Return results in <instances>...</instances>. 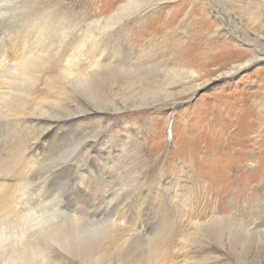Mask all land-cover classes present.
<instances>
[{
  "label": "rangeland",
  "instance_id": "374dc122",
  "mask_svg": "<svg viewBox=\"0 0 264 264\" xmlns=\"http://www.w3.org/2000/svg\"><path fill=\"white\" fill-rule=\"evenodd\" d=\"M126 2L0 0V70L8 63L2 61L4 55L14 59L18 52L26 48L29 50L32 46L22 42L25 37L20 30L21 25L42 21L41 25L79 27L104 18ZM153 2H162V9L149 15V26H146L149 32L143 33V37L138 36L141 28H137L135 22L130 26L133 33L131 42L133 49H136L134 52H148L162 64L183 63L185 67L195 69L196 76L168 84L170 94L164 92L163 85L161 88L155 86L157 91L148 97L145 95L151 89H146V92L142 88L131 89L124 86L122 80L109 79L106 82L105 100L130 108L127 112L133 115L130 118L131 137L126 141L121 120L112 119L114 130L112 134L108 132L106 139L114 136L119 140L117 149L125 148L124 165L119 168L116 167L118 165H110L112 172L107 170L105 184L86 175L84 183L89 189L99 188L95 191L97 193L113 189V198L116 194L130 198L121 199L120 204H100L89 190L85 202H77L69 194L73 193L76 171L79 170L77 164L50 175L47 173V182L55 183L52 192L64 195L63 202L70 211H77L80 206L82 212L99 214L106 222L110 220L111 224L114 219L111 216L120 208L128 227L137 226L148 232L142 235L140 232L121 230L125 228H113L110 239L107 237L104 240L100 252L92 255L95 258L105 254L102 264H264V233L249 234L244 226L239 227L253 222L256 211L259 212L258 225L261 227L264 223V56H258L259 60L225 81L215 79L233 64L251 58L253 53L248 48L257 50L256 45L264 47V0H213L210 4L205 0H142L145 5ZM211 22L219 24L223 33L219 31L215 35ZM154 25L162 29L153 28ZM55 29L57 33L61 32ZM153 29L156 31L152 33ZM71 30L72 36L78 35L79 42H75L74 47L70 42V46L64 43L60 48L65 49L64 57L54 55L47 61L48 64L45 62L32 71L34 78L31 77L28 86L30 107L63 103L65 92L61 82L69 72L66 59L71 57L79 63L90 60L92 50L81 42L83 31ZM218 36L233 40L230 46L237 45L233 52L220 59L215 56L226 41L225 37ZM235 38L238 41H234ZM109 42L107 46L111 45ZM190 45L197 46L196 62L192 63L186 58L180 62V56L189 50ZM60 49L57 47V50ZM208 79H211L209 83L195 87ZM9 85L10 80L3 82L0 79V91L6 90ZM142 95V99H139ZM102 106L113 108L112 104L107 103H102ZM3 137L0 131V144ZM62 139L67 142L59 150L72 141L64 135ZM128 142L133 145L130 146ZM52 143L49 146L53 148ZM41 152H45V148ZM33 155L40 167V151H35ZM73 155L69 148L64 149L58 161ZM94 160H97L96 157ZM94 160L90 163L91 167L97 163ZM33 172L22 179L37 183L41 180L36 174L38 169L36 173ZM140 186H144L146 192L150 186H154L160 195H156V198L153 195L138 197ZM36 189L31 191L37 192ZM49 204L55 209L60 207L57 201ZM224 215L223 228L208 227L213 218ZM210 227L211 230L208 229ZM236 229L241 230V234L236 233ZM205 231H209L208 234ZM155 232L160 233L157 235ZM156 238V244L152 246L151 242L149 246L150 239ZM212 248L214 251L208 252ZM198 252L203 254L199 255ZM92 260L91 255H87L84 263Z\"/></svg>",
  "mask_w": 264,
  "mask_h": 264
},
{
  "label": "bare ground",
  "instance_id": "6f19581e",
  "mask_svg": "<svg viewBox=\"0 0 264 264\" xmlns=\"http://www.w3.org/2000/svg\"><path fill=\"white\" fill-rule=\"evenodd\" d=\"M205 1H208L209 4L213 3V0ZM139 4L140 0H127L126 3L119 6L115 11L110 12L104 18L92 20L90 23L79 27L56 26L57 24L54 25L53 21L50 24L54 26H50L47 23L46 25H41L42 21L36 24L21 25L20 27L22 28L20 30L25 37L22 42L26 43L27 46L29 44L32 45H29L31 49L26 50L28 48L25 47L26 49H23L20 52L21 54L17 53L19 55L14 58L15 60L9 59L7 55L2 58V61H7L8 63L0 70V79L3 82L10 80V85L6 87V90L0 91V131L4 136V140L0 144V264H59L63 262L74 264L72 258L78 264H85L84 258L87 255H91L93 259L88 264H102L105 254H99L95 258L92 255H97L94 253L100 252L104 240L111 236L113 228H125L121 230L140 232L142 235L148 234V232L138 229L137 226L128 227L126 218L121 214L120 208L117 209L116 214L111 216V218H114L111 224L110 220L106 222L99 214L91 215L82 212L83 209L79 205H76L77 207L79 206L77 211L71 208L70 211L63 202L64 195L58 192L53 193L55 183L50 184L46 178L47 173H54L61 168L70 167L71 164H77L79 170L76 171L77 177L74 180L73 193H69L70 197L72 196L77 202H85L90 193L89 190L91 194L93 193L92 197L99 199L100 204H118L122 201L121 199L130 198L121 194H116L113 198L112 194L115 193L112 191L113 189L111 190L112 192L105 190L97 193L95 191L100 190L99 188L89 189L84 183V175H86L105 184L107 182V170L110 173L112 172L110 165H118L116 166L118 168L124 165L125 148L124 150H122V147V149H117L119 140L114 138V136L109 137L108 140L106 139L108 132L112 134L114 130V125L111 123L112 119L118 118L121 120L122 131L126 135L124 136L126 141L131 137L130 126L132 125L130 124V118L133 115H128L127 112L130 108L105 100L106 82L109 79L122 80L124 81V86L131 89L142 88L144 89L143 92H146V89H151L150 93L144 94L148 97L157 91L155 86L161 88L163 85L165 87L164 92L170 94L168 84L173 85L183 82L185 78L187 79L190 76H196L195 69L185 67L183 63L162 64L163 62H157L155 57L148 52L145 54L134 52L136 49H133L134 45L131 42L133 33L130 26L135 22L137 28H141L138 36H142L143 33L146 34V32H149L146 28V26H149V15L151 13L156 14L157 10L162 9V2H153V4L145 5L141 0V4ZM224 16H226V13ZM211 23H213V25H210L214 27L213 33L215 35L219 31L223 33L219 24ZM152 27L157 28L155 25ZM55 28L60 29L59 31L61 32L57 33ZM71 29L83 31L84 36L81 42L84 43V47L88 46L92 50L90 60H81L82 63H79L71 57L66 59L69 72L62 77L61 82L65 92V101L63 103H55L53 105L39 104L30 107L28 97L30 98L31 94L29 96L28 86L31 84V77H33L31 76L32 71L37 66L47 63L54 55L60 58L64 57L65 49H60L64 43H66V46H70V42L72 47H74L73 44L79 42L78 35L72 36L73 31ZM155 31L153 29L152 33ZM224 39L226 42L222 43L224 45L223 48H219L218 55L215 56L217 59L230 54L233 49L237 48L236 44L230 46V42L233 40L226 37ZM236 40L238 41L235 38L234 41ZM108 42L111 44L110 46L106 45ZM56 44L60 51L57 50ZM11 46L13 45L11 44ZM11 46L10 48H12ZM256 46L257 50L248 48L253 53L251 58L242 63L233 64L229 70L218 74L215 79L225 81L230 76H234L237 71L259 60L260 57L258 56H264V47ZM196 51L197 46L190 45L189 50L180 56V62L184 61L185 58L192 63L196 62L194 60V56L197 54L195 53ZM161 75L162 79H160ZM209 80L211 79L195 87L204 86L210 82ZM159 81H161L160 84ZM31 88L35 89V87ZM142 97L143 95L139 99H142ZM102 103L112 104L113 108H106L108 106H102ZM148 105L151 106V103ZM134 106L138 108L137 105ZM58 132H61V135H58ZM63 135L72 139L64 149L69 148L74 155L66 160L61 156L64 161H58L61 151L64 150H59V147L67 142L62 139ZM51 142L54 144L53 148L49 146ZM131 145L133 144L131 143ZM43 148H45V152H41ZM35 151H40L42 156L40 167L37 165V160L34 159L33 153ZM95 157L97 160H94ZM93 160L97 163H93L94 166L91 167L90 163ZM37 169L38 172L36 173ZM32 170L41 179L37 180V183L22 179L24 176L27 178ZM34 188H37L38 193L31 191ZM139 195L145 197L153 195L156 198L155 196L160 195V192L158 191L157 194L154 186H150L147 192L144 186H140L138 197ZM56 201L60 204V207L55 209L49 203ZM258 213L256 211V218L253 222L240 225L239 227L244 226L249 234L256 233L259 235L264 233V223L261 227L258 225ZM224 218L225 215L213 218L212 222L208 223V227L212 225L211 227L214 226L218 229L223 228ZM211 227L208 229L211 230ZM150 228L146 230L148 231ZM231 230L234 229L232 228ZM240 231L236 229V233L241 234ZM207 232L205 231V234ZM152 233L153 230H151L150 234ZM155 233L158 235L160 232ZM127 239L129 238L127 237ZM157 239H150L149 246H151V242L152 246L155 245ZM212 249L208 252H213L214 249ZM198 254L202 255L203 253L198 252ZM214 264L219 263L215 262Z\"/></svg>",
  "mask_w": 264,
  "mask_h": 264
}]
</instances>
